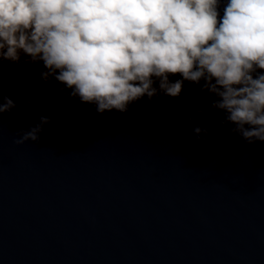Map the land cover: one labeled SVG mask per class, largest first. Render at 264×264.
<instances>
[{
  "label": "water",
  "instance_id": "1",
  "mask_svg": "<svg viewBox=\"0 0 264 264\" xmlns=\"http://www.w3.org/2000/svg\"><path fill=\"white\" fill-rule=\"evenodd\" d=\"M40 67L0 62V264H264V142L197 84L101 114Z\"/></svg>",
  "mask_w": 264,
  "mask_h": 264
},
{
  "label": "clouds",
  "instance_id": "2",
  "mask_svg": "<svg viewBox=\"0 0 264 264\" xmlns=\"http://www.w3.org/2000/svg\"><path fill=\"white\" fill-rule=\"evenodd\" d=\"M0 62L40 65L42 80L101 114L194 83L222 123L264 142V0H0ZM15 107L4 96L0 114ZM49 122L15 143L38 141Z\"/></svg>",
  "mask_w": 264,
  "mask_h": 264
}]
</instances>
